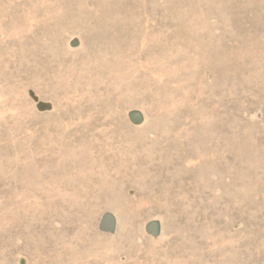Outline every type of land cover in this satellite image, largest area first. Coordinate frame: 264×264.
I'll return each mask as SVG.
<instances>
[{
    "label": "rangeland",
    "instance_id": "obj_1",
    "mask_svg": "<svg viewBox=\"0 0 264 264\" xmlns=\"http://www.w3.org/2000/svg\"><path fill=\"white\" fill-rule=\"evenodd\" d=\"M0 264H264V0H0Z\"/></svg>",
    "mask_w": 264,
    "mask_h": 264
}]
</instances>
